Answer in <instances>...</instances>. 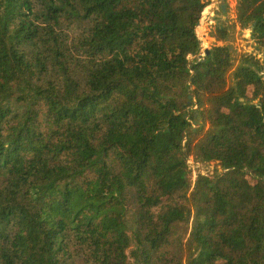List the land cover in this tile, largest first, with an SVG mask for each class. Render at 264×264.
<instances>
[{
	"label": "trees",
	"instance_id": "trees-1",
	"mask_svg": "<svg viewBox=\"0 0 264 264\" xmlns=\"http://www.w3.org/2000/svg\"><path fill=\"white\" fill-rule=\"evenodd\" d=\"M208 5L0 0V264H264L263 68L219 25L196 58Z\"/></svg>",
	"mask_w": 264,
	"mask_h": 264
},
{
	"label": "rangeland",
	"instance_id": "rangeland-1",
	"mask_svg": "<svg viewBox=\"0 0 264 264\" xmlns=\"http://www.w3.org/2000/svg\"><path fill=\"white\" fill-rule=\"evenodd\" d=\"M235 5L236 0H209V5L205 8L203 16L199 21V25L196 26V35L201 43V53L196 56H204L205 50H209L215 45H222V42L215 40L212 35L215 33L216 27L224 26L228 29L229 40L226 42L227 45L231 46L234 55L238 57L239 55L247 54L253 55L256 59L259 60L264 75V49L257 44L254 40L251 39L250 33L248 30H242L238 27L235 19ZM204 21V22H203ZM79 32V29H73V36H76ZM195 57L190 58L193 60ZM253 87H250L248 90V97L251 96ZM196 128V126H193ZM189 175L188 180L192 183L195 180L197 175L211 176L215 169L219 168L215 163H200L195 162L191 158H188L187 161ZM253 182L252 180H250ZM187 205V202L184 198H181L178 195L166 200L163 202L162 206L166 207L168 205ZM190 230V224L187 226L185 223L177 227V232L175 240L182 238L186 232ZM134 249V245L127 250L128 259H130V251Z\"/></svg>",
	"mask_w": 264,
	"mask_h": 264
},
{
	"label": "water",
	"instance_id": "water-1",
	"mask_svg": "<svg viewBox=\"0 0 264 264\" xmlns=\"http://www.w3.org/2000/svg\"><path fill=\"white\" fill-rule=\"evenodd\" d=\"M198 25H199V23H198ZM204 53H205V55H207V54H208V50H205V52H204Z\"/></svg>",
	"mask_w": 264,
	"mask_h": 264
},
{
	"label": "built area",
	"instance_id": "built-area-1",
	"mask_svg": "<svg viewBox=\"0 0 264 264\" xmlns=\"http://www.w3.org/2000/svg\"><path fill=\"white\" fill-rule=\"evenodd\" d=\"M201 53V52H200ZM200 55V54H199ZM205 55V54H204ZM203 57V56H202Z\"/></svg>",
	"mask_w": 264,
	"mask_h": 264
},
{
	"label": "bare ground",
	"instance_id": "bare-ground-1",
	"mask_svg": "<svg viewBox=\"0 0 264 264\" xmlns=\"http://www.w3.org/2000/svg\"><path fill=\"white\" fill-rule=\"evenodd\" d=\"M204 22V21H203Z\"/></svg>",
	"mask_w": 264,
	"mask_h": 264
}]
</instances>
